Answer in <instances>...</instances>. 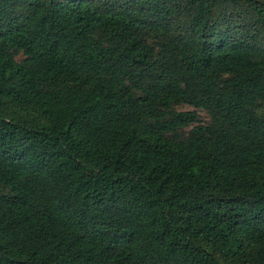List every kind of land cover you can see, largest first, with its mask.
<instances>
[{"label":"trees","instance_id":"16d2710c","mask_svg":"<svg viewBox=\"0 0 264 264\" xmlns=\"http://www.w3.org/2000/svg\"><path fill=\"white\" fill-rule=\"evenodd\" d=\"M0 264H264V0H0Z\"/></svg>","mask_w":264,"mask_h":264},{"label":"rangeland","instance_id":"374dc122","mask_svg":"<svg viewBox=\"0 0 264 264\" xmlns=\"http://www.w3.org/2000/svg\"><path fill=\"white\" fill-rule=\"evenodd\" d=\"M182 108L183 109H190V107H188V106H182ZM199 114V116H200V118L202 119V120H204L205 119V116H204V114L203 113H198Z\"/></svg>","mask_w":264,"mask_h":264}]
</instances>
